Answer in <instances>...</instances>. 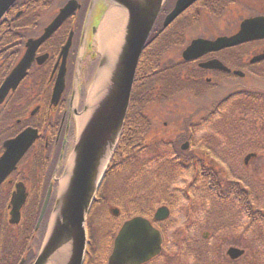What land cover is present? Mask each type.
I'll return each mask as SVG.
<instances>
[{
    "label": "flooded vegetation",
    "instance_id": "obj_1",
    "mask_svg": "<svg viewBox=\"0 0 264 264\" xmlns=\"http://www.w3.org/2000/svg\"><path fill=\"white\" fill-rule=\"evenodd\" d=\"M69 1L72 0H62V6L48 25L43 28L41 24L40 26L38 25V30L35 29L33 34L28 31L27 38L23 40L18 50H14V53H9L7 57H4L5 55L0 57V67L6 61L15 60L11 68L8 69V72L4 75L0 72V86L26 55L28 50L27 42L41 37L45 28L55 20L60 9ZM76 1L79 3L80 8H78V10L36 50L34 61L28 69L26 76L20 82L16 90L14 92L11 91L8 97L0 104V159L5 152V143L18 137L28 128L37 130L39 135L24 158L18 163L16 169L0 185V264H12L8 255L5 254L3 256L4 253L2 249L5 243L3 240L4 232L6 233L7 227L11 226L10 213L12 211L11 200L13 195L17 191L18 185L23 184L27 193V201L21 210L22 215L31 195L34 194V192L39 193L40 190L42 191V184L47 179V176L52 174L51 179L54 180L56 177L55 170L57 172L58 168L65 164L69 150L75 143L78 125L77 117L82 114L86 104L85 89L87 86L85 82L87 79L89 80L90 77L93 78L99 64V53L92 44L96 36V30L94 32V27H91L92 31L89 28L88 30L85 29L87 21L86 15L88 13L87 6L90 0ZM205 7L206 9H200L193 6L192 9L200 15L204 13L202 12L204 10L208 12L207 9H209V7ZM18 8V6H13L11 11L15 12ZM209 12V14L212 13V11ZM21 15L22 12L18 11L16 16L19 17ZM103 15L101 17H103ZM211 15L215 16L218 20L222 18L221 16L224 15V13ZM261 16H264V14ZM227 22H229V20ZM219 29L216 31L215 35L204 38L215 40L219 37H231L238 32L239 26L235 31L229 30L228 28L224 30ZM186 31L187 30L176 32L183 36V46L185 45ZM70 38L71 48L64 68L61 52ZM191 42L192 40L188 45L182 48L181 56L176 59H168V54H171L172 49L178 46H172V48L166 49L162 57L163 59L166 58V64L163 61L166 66L165 71H167L166 78L170 77V79L173 78L178 80V82L170 87L165 84L164 93L155 94L153 99H151L142 110V116L148 124V131L146 132L147 138L145 139L146 142L137 143L136 147L138 149L134 153V156L138 158L139 153H145L144 155L148 165L162 162L161 158H165L171 146L163 145L162 141L165 140L160 139L162 136L160 135L158 138V135H155L156 124L159 123L157 117L151 112L154 111L155 107L164 105L167 107L170 102L175 101L173 105L174 108H179L183 101V95H190L195 99H203L205 94L213 93L216 94V96L210 98L208 109L204 110V112L209 113L212 111L211 109L214 104H217L214 106V108H216L212 111L215 114L219 112V108L226 105L230 100L244 96L245 90H247L245 87L246 80L249 78H258L264 69V61L257 63L251 61L252 57L264 54V48L260 51V49L264 47V40L255 42L258 43L256 44L258 46L256 52H254L255 55L252 56H250L251 52L248 43L234 48H226L218 52L208 53L199 59L185 62L183 60V53ZM43 56H46V58L39 62L38 59ZM215 60L221 62L229 72L202 67L204 64ZM63 69L65 70L64 76L60 79ZM148 79L147 77L146 82H148ZM62 80H64V83ZM61 85H64L63 91L59 98L54 99L55 91ZM169 108H171V106ZM164 125L168 127L170 124L165 122ZM193 137L194 134H190L189 131L183 133L178 131L167 139L173 140V143H171L173 146H178L180 160L185 159L194 162V183L196 181L198 182V179H202L207 183V188L197 183L201 191L206 192L209 196L214 195L220 202L224 200L228 201L229 199L233 200L237 205L236 212L238 214L240 213L243 218L249 220L250 179L254 183L263 184L259 182V179L256 181L253 180L254 178L250 176L249 172L250 162L257 157L247 160V156L249 155V153H247L243 158L239 156L238 158L221 157L218 159L214 156L215 152L212 153V151L217 150L219 142L213 141L214 144L211 143L209 151L201 152V149L193 147L195 146V143L192 142ZM156 140L158 142H156ZM42 144L46 151L44 155L47 157L46 164L44 163L47 168L45 177L41 176L43 162H41L38 156L42 149ZM244 150L245 149L240 151L241 154ZM129 155L131 156L132 154ZM222 160L226 161L225 165L229 167V171L222 169V171L219 172L216 168L218 162ZM229 161H235L237 164H231ZM53 167H56V169L54 170ZM169 168L166 169L164 161L159 165L160 173H151L153 186L151 185L147 190H142L144 193L143 195H138V191L136 190H134V192L128 191L125 193L129 194L131 199H124L123 191L119 189L114 201L115 204L109 205L105 210L99 209L98 215H94V217L102 223L101 227H103L105 232H102V238H100L97 232L96 235L95 231L92 232V235L89 234V245L84 264H107V260L112 253L114 242L119 231L124 223L135 217L147 219L152 226L160 232L162 238L160 254L145 264H155L159 262L158 259L164 258L167 227H163V225L171 220L175 209H178L176 212L181 213L186 223V228H191L192 226L204 227L207 223L210 224L212 221L211 216L207 220L205 218V221L200 219L199 214L205 215L206 213V210H204L205 203H202L201 199L200 205H198V200H195V202L193 201L194 205H186L184 203V205L180 206L179 202L177 203L175 201L174 194H172V196L167 194L169 191L168 189L157 188V178L161 175H168ZM170 172L173 173L174 171L171 170ZM51 183L52 181L48 186V191ZM236 186H238V188H236ZM168 187L169 185H167V188ZM155 197H158L157 202H155ZM106 199V201L104 199L100 201V198H97L96 201L99 204L105 205L107 201H109L108 198ZM129 202L132 203V205H130ZM121 203L124 204L122 205ZM161 208L169 210V215L164 220L156 218L157 212ZM253 209L255 211H260V209L258 210L254 207ZM212 214H214L213 211ZM208 238L209 233L204 232V241H207ZM186 246L193 254H198L201 251V254H203V257H205L207 261L217 264L214 262L213 258H211V251L209 249L201 250L200 248H202V246L197 241H194L192 246L187 244ZM33 250H35V248H32L31 251L27 250L19 264H21L22 261H25L24 264H29L30 260L35 255ZM4 252H6V250H4ZM228 259L229 262H232L229 257ZM168 261H162V264H168Z\"/></svg>",
    "mask_w": 264,
    "mask_h": 264
},
{
    "label": "water",
    "instance_id": "obj_2",
    "mask_svg": "<svg viewBox=\"0 0 264 264\" xmlns=\"http://www.w3.org/2000/svg\"><path fill=\"white\" fill-rule=\"evenodd\" d=\"M18 0H0V21ZM109 6H121L126 10L127 23L124 29L120 50L111 67L112 73L99 90L95 105L85 109L89 117L78 133L73 150L72 165L66 166L63 174L68 177L65 185H59V191L51 215L48 231L42 248L33 264H83L87 246L86 220L91 210L114 153L119 144L125 119L129 110L135 76L144 47L151 35L155 23L166 0H104ZM198 0H177L174 9L164 20V27L170 26L181 14ZM100 0H92L91 14ZM77 1H70L60 11L56 19L45 29L38 39L27 42V53L0 88V104L11 91H15L24 79L34 61L36 50L48 40L59 27L78 9ZM264 39V17H254L242 22L238 33L232 37H221L214 41L195 39L184 51L186 61L196 60L205 54L235 47L244 43ZM71 47V38L63 47L61 58L63 66ZM46 58L43 56L38 61ZM264 59V54L254 57L252 62ZM108 65L104 55L96 75ZM202 67L206 69L229 70L219 61H211ZM65 70H62L60 79ZM239 74V73H236ZM242 76V75H241ZM64 83V80H62ZM96 85V83H95ZM64 85L56 89L54 99L60 97ZM38 131L28 128L18 137L5 143V152L0 159V185L16 169L32 144L38 139ZM71 155V157H72ZM251 156L247 157L249 160ZM52 194V186L46 196L38 221H43ZM27 193L23 184L18 185L11 200V224H19L21 210L26 202ZM169 210L161 208L156 218L164 220ZM162 238L158 230L145 218L136 217L126 222L120 230L108 264H144L161 252ZM228 255L238 259L244 251L231 248Z\"/></svg>",
    "mask_w": 264,
    "mask_h": 264
},
{
    "label": "rangeland",
    "instance_id": "obj_3",
    "mask_svg": "<svg viewBox=\"0 0 264 264\" xmlns=\"http://www.w3.org/2000/svg\"><path fill=\"white\" fill-rule=\"evenodd\" d=\"M61 4L62 0H52L51 9H49V11H45L42 15V28L48 25L55 17L59 7L62 6ZM202 12H204L201 14L203 15L202 18H200L194 26L187 27L188 30L186 31L185 45L183 46L182 43L178 45V47L173 48L172 53L168 54V59L179 58L181 56L182 48L188 45L191 40L199 37L213 36L219 28V30L228 28L229 30L234 31L243 19L264 14V0H231V4L223 12L224 15H222V18L218 20L215 18V16L209 14L207 11L204 10ZM228 20L229 22H227ZM102 22L103 20L101 23ZM91 23L92 21H90V24ZM176 31L170 32L174 33ZM92 44L94 45L96 51H98L95 41H93ZM256 48L257 47L254 49L253 45L249 46V50L251 52L250 56L255 55L254 52H256ZM263 48L264 47H262L260 51H262ZM165 60L166 58H162L161 60L163 65L164 63L166 64ZM165 67L166 66L164 65V68ZM96 75L97 72H95L92 82V77H90L89 80L87 79L85 82V85H88L85 89L86 102L89 98V92L91 91V88H93L96 83ZM245 87L247 90H245L244 95L252 96L257 92L262 93L261 90H264V79L249 78L246 80ZM214 96H216V94L207 93L203 98L205 100H203L192 98L190 95H183V101L179 108H174V101L170 102L167 107L165 105L155 107L154 111H151L159 120V123L156 124L157 127L155 135H158V138L160 135L162 136L160 139L165 140L162 141L163 145L171 146L167 151L165 158H161L162 162L155 164L148 165L145 159V153H139L137 162L146 165L144 168L146 172L142 173V181L140 182V186L144 188V190L149 189L152 185L151 173H160L161 171L159 169V165L165 161L166 169L170 167L169 174L161 175L159 178H157V188H163L166 190L168 189L169 191L167 194L169 196L174 194L175 201L177 203L179 202L180 206L184 205V203L186 205H194L193 201L195 202V200H198V205H200L201 199L202 203H205L204 210H206V213L205 215L199 214L200 219L205 221V218L207 220L210 216L212 217L210 224L207 223V225L204 227L192 226L191 228H186V223L182 218L181 213L176 212L178 209H175L171 220L163 225V227H167L166 251L164 258L158 259L159 262L155 264H162V261L168 260V264L210 263L211 261H207L206 258L203 257V254H201V251L198 254H193L192 251L188 250L186 244L192 246L194 241H197L202 246V248H200L201 250L209 249L212 253L211 258H213L214 262L217 264H228L229 259L227 257V251L231 247H237L246 251L245 256L233 264H264V221L255 222L250 218L249 220L247 218H243L240 213L238 214L236 212L237 205L233 200L229 199L228 201L224 200L223 202H220L219 199L214 195L209 196L206 194V192L201 191L200 186L197 185V183H200L201 186L204 185L205 188H207V183L202 179H198L199 181L194 183V162L187 161L185 159L180 160L178 146H173L171 144L173 143V140L167 139L172 137L173 134L177 133L178 131H181L182 133L189 131L190 134H194L192 142L195 143V146L193 147L201 149V152L209 151V148H211V143L214 144L213 141H217L219 142L218 148L216 151H212V153L215 152L214 156L218 159L221 157L238 158L239 156L243 158L247 153H249L251 150L250 148L258 147V149L255 150L257 158L250 162L249 172L250 176L254 178L253 180L256 181L259 179V182H262L263 184L254 183L250 179L249 190L251 191L252 204L257 209H260L264 212V122L262 123L264 118H262L261 115H259V117L252 116L250 113L245 111H233L234 102L239 97L230 100L226 105L219 108V112H216L215 114L212 111L216 108H214V106L217 104H214L211 109L212 111L205 113L204 110L208 109L210 98ZM170 106L171 108H169ZM225 120L230 121V123L232 120H234V123L237 126V132L234 131L231 125L224 124ZM165 122H168L170 125L165 127ZM156 142L158 141L156 140ZM73 146L74 145H72L71 149L69 150V158L70 155L73 154ZM242 148L245 150L241 154L240 151L243 150ZM225 163L226 161L223 160L218 162L216 168L219 172L222 171V169L228 171L230 170L229 167L225 165ZM229 163L237 164L235 161H229ZM117 170L119 172H117ZM171 170L174 172L171 173ZM113 171H116L115 174H120L122 172L121 177L116 176V182L114 180L106 182L99 195L100 201L101 199L106 201V198H108L109 201H107V204L105 205L100 204L99 206L98 204L97 207L94 208L93 213L89 218V233L92 230L95 231V234L97 232L99 236L102 233L100 229L102 228V223L93 221L95 210L97 208V211H99V209L105 210L109 207V205H114L110 202L115 201L118 193H114L113 189L117 185L126 187L125 175L127 172H125V166L121 167V169L116 168ZM137 174L138 175L133 181L130 182V184L139 182L140 176L139 173ZM62 179H64V176L61 177L59 185H61ZM167 185H169L168 188ZM134 190L135 186H133L132 191L134 192ZM143 194L144 193L142 190H138V195ZM123 195L124 199H126L127 195L125 193L124 187ZM157 201L158 197H155V202ZM121 204L123 205L124 203ZM133 211L135 212L134 209ZM212 211L215 215L212 214ZM204 232L209 233V238L207 241H204L203 239ZM37 242V240H33L29 248H35L36 250V248H38Z\"/></svg>",
    "mask_w": 264,
    "mask_h": 264
},
{
    "label": "trees",
    "instance_id": "obj_4",
    "mask_svg": "<svg viewBox=\"0 0 264 264\" xmlns=\"http://www.w3.org/2000/svg\"><path fill=\"white\" fill-rule=\"evenodd\" d=\"M229 3L230 0H203L200 4L201 6H208L212 12L220 14ZM172 4L173 0L169 1V3L166 5L162 17L156 24L153 33L142 53L124 130L107 176V181H109V179H111L116 173V171H113L114 169H121V167L125 166V172L127 173L125 175L126 187L124 186V189H130L129 191L133 190L130 182L133 181L138 175L137 173H139L140 176L139 181L142 180V173L144 172V168L146 166L137 162L138 159L136 156H134V153L137 150V143L139 144L144 141L147 134L146 132L148 131V124L145 118L142 116V110L146 104H148L149 101L153 99L155 94L157 95L164 93L165 84L166 86L169 85L170 87L171 85H175L178 82V80L173 78H166L167 71H165L166 69L164 68L161 60L167 48L182 44V35L176 32L184 29L185 26H179L180 22L185 20L191 11L178 19L168 29H163L162 20L171 9ZM50 5V0H19L17 4L14 5V7L18 6L19 8L15 12H12L11 9L9 10L4 20L0 22V57H3L4 55V57H7L9 53H14V50H18L21 47L23 40H25V38L28 36L27 32L38 27L41 14L46 11ZM18 11L22 12V15L19 17L16 16ZM193 22L194 21H191V23L187 25H190ZM186 23H188V20H185V24ZM170 31L176 32L171 33ZM14 61L15 60H11L3 63L0 67V72H2L3 75L8 72V69L11 68ZM261 76H263L262 73ZM147 77L149 78L147 80L148 82H146ZM244 96L235 100L233 111H245L250 113L252 116L259 117V115H261L262 118H264V98L256 94L252 96ZM224 122V124L231 125L234 131L237 132V126L234 123V120H232L231 123L228 120H225ZM253 150H256V147H254ZM45 152L46 151L42 144V149L38 156L40 157L41 162H43L41 167V176L43 177L46 176L47 170L46 166L44 165V163L46 164L47 161V157L44 155ZM129 154L132 155L130 156ZM53 168L55 169V167ZM117 172L119 171L117 170ZM121 173L115 174V176L121 177ZM51 178L52 174L47 176V179L43 182L42 191L40 190L39 193L34 192V194L31 195L25 207L20 226L15 228L11 226L7 227L6 233L4 232L3 240L5 243L2 249V252L4 253L3 256L5 254L8 255L13 261V264L19 263L30 246L45 195L51 182ZM140 182H136L137 189L142 188L140 186ZM119 188L120 186L117 185L113 189V192L115 193ZM236 188H238V186H236ZM129 198L131 199L130 196ZM249 201L250 219L255 222L264 221V213L261 211H255L253 209L250 197ZM97 205L95 207H97ZM46 223L47 219L45 222L44 231L46 228ZM4 250H6V252H4ZM30 261H32V259Z\"/></svg>",
    "mask_w": 264,
    "mask_h": 264
},
{
    "label": "bare ground",
    "instance_id": "obj_5",
    "mask_svg": "<svg viewBox=\"0 0 264 264\" xmlns=\"http://www.w3.org/2000/svg\"><path fill=\"white\" fill-rule=\"evenodd\" d=\"M94 13V12H93ZM127 23V13L121 6H115L111 11L104 17L103 22L97 32L94 41L97 45L98 52L105 56L108 60V65L101 73L100 80L96 82V85L91 88L89 92V98L87 100V109L92 108L96 104L99 97V90L102 88L103 83L108 76L112 73L111 67L114 63L115 57L119 53L120 44L123 39L124 29ZM88 112L79 116L77 119L78 132H80L88 120ZM70 167L72 165V157H70ZM68 177L62 179V185H65Z\"/></svg>",
    "mask_w": 264,
    "mask_h": 264
}]
</instances>
